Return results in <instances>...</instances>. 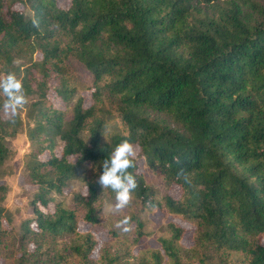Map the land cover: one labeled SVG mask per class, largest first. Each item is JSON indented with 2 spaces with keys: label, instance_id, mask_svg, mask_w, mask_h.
<instances>
[{
  "label": "trees",
  "instance_id": "trees-1",
  "mask_svg": "<svg viewBox=\"0 0 264 264\" xmlns=\"http://www.w3.org/2000/svg\"><path fill=\"white\" fill-rule=\"evenodd\" d=\"M6 72L22 81L28 103L14 118L0 107V257L264 264V0H0ZM26 126L32 215L15 225L2 181ZM125 138L139 149L129 169L138 187L128 207L112 210L100 245L79 225L109 218L104 206L113 207L115 193L97 180ZM157 213L166 222L146 231L147 215ZM124 217L129 232L116 227ZM177 219L192 225V245Z\"/></svg>",
  "mask_w": 264,
  "mask_h": 264
},
{
  "label": "rangeland",
  "instance_id": "rangeland-1",
  "mask_svg": "<svg viewBox=\"0 0 264 264\" xmlns=\"http://www.w3.org/2000/svg\"><path fill=\"white\" fill-rule=\"evenodd\" d=\"M60 2L63 5H67L69 0H60ZM72 66L76 69L77 73L79 74L80 78L84 81H87L90 83L92 79V74L84 68L80 63L72 61ZM90 95L91 92L87 91L85 92L86 96V105L90 104ZM50 97L53 99L54 104L61 105V101L54 96V94H50ZM7 115V114H5ZM24 120L26 119L24 111L22 113ZM8 116V115H7ZM27 126L24 131L20 132L15 138H13V148L15 150V155L13 159L9 162L12 166V172L8 174L2 182H5L9 185V193L7 194L6 200H5V205L6 207L11 211L12 213V221L15 225H18L21 220L29 217L32 215V209L28 205L29 198L31 195L30 190L26 189L27 186L24 184L23 177H22V172L24 168V163H25V158L26 155L31 151V143L29 136L27 134ZM136 150V154L139 152V149L137 146H134ZM142 165V162H140ZM72 190H78L81 188V184L79 181H75L74 184L71 186ZM172 194L174 196H178L179 190L177 188L172 189ZM72 198V193H70L67 196V201L70 202ZM104 211L107 215H109V218L106 220L105 223L97 226H93L91 224L87 223H80L79 228L80 230H91L97 238L100 240V245H102L108 235L110 225L111 223L109 222V219L111 218L110 214L113 210L112 204L109 202H106L104 206ZM147 223L145 230L150 231V230H156L159 226L163 225L166 222V218L162 216L161 213H157V215H147L146 217ZM181 225H183L186 228V233L183 237V242L186 245H192V230L193 227L190 223L182 221L177 219ZM148 242L152 246H156V243L154 240L150 239ZM30 249H33L30 248ZM99 256V249H97L93 257L97 258ZM0 264H14L12 259L8 258H2L0 257Z\"/></svg>",
  "mask_w": 264,
  "mask_h": 264
},
{
  "label": "clouds",
  "instance_id": "clouds-1",
  "mask_svg": "<svg viewBox=\"0 0 264 264\" xmlns=\"http://www.w3.org/2000/svg\"><path fill=\"white\" fill-rule=\"evenodd\" d=\"M33 23L34 26L37 24L36 21ZM0 94L4 97L0 107H2L5 114L13 118L28 103L23 83L14 72L0 74ZM12 122L14 123V119ZM102 134L107 140L103 131ZM135 156L136 150L133 144L125 138L102 161L103 170L98 176L97 183L104 189L110 188L115 193V204L113 205V211L115 212H122L131 204L132 194L138 187L135 176L129 171L134 166ZM178 175H182L185 181H188V176L184 174L183 170ZM116 227L121 228L124 232H129L131 230L130 217H124L118 221Z\"/></svg>",
  "mask_w": 264,
  "mask_h": 264
}]
</instances>
